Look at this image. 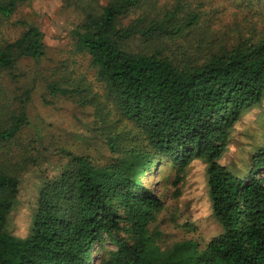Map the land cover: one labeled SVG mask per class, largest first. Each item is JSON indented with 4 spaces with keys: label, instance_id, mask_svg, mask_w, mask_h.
<instances>
[{
    "label": "trees",
    "instance_id": "trees-1",
    "mask_svg": "<svg viewBox=\"0 0 264 264\" xmlns=\"http://www.w3.org/2000/svg\"><path fill=\"white\" fill-rule=\"evenodd\" d=\"M31 1L0 0V264H93L105 235L116 249L101 264H264L263 133L233 166L222 162L235 126L264 102V34L197 59L186 48L201 14L182 5L162 10L156 0H67L83 17L73 44L90 56L104 96L71 82L46 80V88L94 105L109 154L102 163L74 156L56 177H44L28 201L30 228L15 233L20 173L31 160L15 148L38 82L19 85L21 64H39L46 42L28 21L15 40L2 34ZM196 161L207 165L214 224L207 228L178 206ZM158 166L171 169L161 191L147 184ZM169 196L177 204L172 224L189 235L174 242L158 229Z\"/></svg>",
    "mask_w": 264,
    "mask_h": 264
},
{
    "label": "rangeland",
    "instance_id": "rangeland-1",
    "mask_svg": "<svg viewBox=\"0 0 264 264\" xmlns=\"http://www.w3.org/2000/svg\"><path fill=\"white\" fill-rule=\"evenodd\" d=\"M107 1L100 0L102 5ZM156 1L162 10L182 5L183 13L194 10L201 14L200 26L188 34L187 40L191 41V45L186 48L189 55L197 59H206L213 53L233 49L250 38L257 40L264 34V0ZM82 18L80 11L70 6L67 0H32L21 4L3 26L4 39L15 40L24 31L20 21L37 24L45 32L46 42V55L39 64L31 60L21 64L26 76L19 85L33 78L38 82L28 106L30 124L19 134V148H15L31 156L30 162L23 164L25 168L23 166L24 170L20 173L25 183L21 205L15 214V233L19 235L25 234L30 228L32 210L28 201L44 177H56L62 167L73 164L74 156H91L96 162L102 163L109 154L104 138L97 129L99 118L94 105L81 102L76 97L51 95L46 88V80L60 81L64 85L71 82L104 96L103 84L98 80L90 56L77 52L71 37V31ZM101 96L96 95V99L103 101ZM262 133L264 135V102L247 111L235 126L222 162L233 166L245 154L251 138L257 143L263 141ZM206 166L203 161L193 163L178 206L182 211L192 213L196 223L207 228L208 224H214L207 191ZM157 168L147 184L152 190L161 191L164 187L163 176L170 173L171 169L164 170V166ZM261 170L263 172L264 168ZM167 187L166 192L171 193V185ZM175 207L176 202L169 196L167 210L158 223L161 239L167 242L189 237L188 233L179 230L171 222L170 216ZM196 235L193 233L194 237ZM119 236L126 237L127 234L122 231ZM115 249L114 241L105 235L103 242L95 246L93 264H101L102 259L109 257Z\"/></svg>",
    "mask_w": 264,
    "mask_h": 264
}]
</instances>
